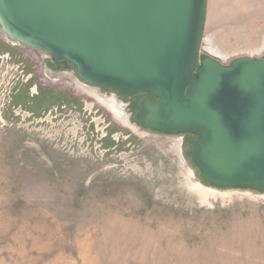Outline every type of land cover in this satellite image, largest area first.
Returning a JSON list of instances; mask_svg holds the SVG:
<instances>
[{
    "label": "rangeland",
    "instance_id": "374dc122",
    "mask_svg": "<svg viewBox=\"0 0 264 264\" xmlns=\"http://www.w3.org/2000/svg\"><path fill=\"white\" fill-rule=\"evenodd\" d=\"M222 28L206 23L203 53L264 57V31ZM39 74L0 32V264H264V195L200 188L194 136Z\"/></svg>",
    "mask_w": 264,
    "mask_h": 264
},
{
    "label": "water",
    "instance_id": "95a60500",
    "mask_svg": "<svg viewBox=\"0 0 264 264\" xmlns=\"http://www.w3.org/2000/svg\"><path fill=\"white\" fill-rule=\"evenodd\" d=\"M206 17L207 0H0L8 42L70 64L86 86L138 96V128L194 136L202 187L264 195V57L203 53Z\"/></svg>",
    "mask_w": 264,
    "mask_h": 264
},
{
    "label": "crops",
    "instance_id": "0c3cea01",
    "mask_svg": "<svg viewBox=\"0 0 264 264\" xmlns=\"http://www.w3.org/2000/svg\"><path fill=\"white\" fill-rule=\"evenodd\" d=\"M206 23L215 30L234 25L243 31H264V0H207Z\"/></svg>",
    "mask_w": 264,
    "mask_h": 264
},
{
    "label": "flooded vegetation",
    "instance_id": "af4514ba",
    "mask_svg": "<svg viewBox=\"0 0 264 264\" xmlns=\"http://www.w3.org/2000/svg\"><path fill=\"white\" fill-rule=\"evenodd\" d=\"M27 49L32 50L33 53H36V59H37V63H38L39 71H40L39 75L44 79L43 80L44 82L47 83L49 81H57V79L61 78L63 75L70 74L71 77H73V79L75 80L74 82L76 84H78L79 88L80 87L86 88L90 91H93L97 95H102L105 98H111V100L117 101L118 103L121 104V106H123L122 108H124L125 111H128V113H130L131 118L132 117L134 118L135 113H136L135 102H136L138 96H132V97L124 99L116 92H113L110 90L109 91H103V90L99 91L95 87L86 86V85L82 84L80 82V80H78V78L75 75V69L70 64H64L62 61H58V62L54 63L51 61V58L48 55H46L45 53L34 50V49H30V48H27ZM30 66L31 65L27 63V64L23 65V68H25L26 76H29L28 79L31 78V80H32L33 76H32V74H30V69H31ZM28 81L29 80H27V82ZM34 86H36V85H34ZM72 98L77 101L79 97L78 98L72 97ZM150 99H152V98L150 97ZM152 100L154 102H156V100H154V99H152ZM79 102H82V101H79ZM52 108H54V107H52ZM52 108H50V109H52ZM131 118H130V120H131Z\"/></svg>",
    "mask_w": 264,
    "mask_h": 264
},
{
    "label": "bare ground",
    "instance_id": "6f19581e",
    "mask_svg": "<svg viewBox=\"0 0 264 264\" xmlns=\"http://www.w3.org/2000/svg\"><path fill=\"white\" fill-rule=\"evenodd\" d=\"M198 186H200V188H203V189H209V188H204V187H202V186H201V185H199V184H198Z\"/></svg>",
    "mask_w": 264,
    "mask_h": 264
},
{
    "label": "trees",
    "instance_id": "16d2710c",
    "mask_svg": "<svg viewBox=\"0 0 264 264\" xmlns=\"http://www.w3.org/2000/svg\"><path fill=\"white\" fill-rule=\"evenodd\" d=\"M151 98H152V97H151ZM152 99H153V98H152ZM152 99H151V100H152Z\"/></svg>",
    "mask_w": 264,
    "mask_h": 264
}]
</instances>
